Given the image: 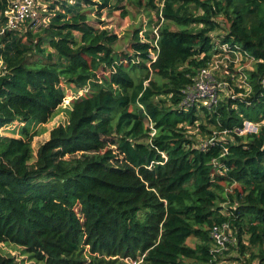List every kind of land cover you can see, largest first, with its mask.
I'll return each instance as SVG.
<instances>
[{
  "label": "trees",
  "instance_id": "1",
  "mask_svg": "<svg viewBox=\"0 0 264 264\" xmlns=\"http://www.w3.org/2000/svg\"><path fill=\"white\" fill-rule=\"evenodd\" d=\"M124 1L38 0L36 22L0 35V130L24 124L0 135V244L46 264H85L86 247V264H215L211 231L228 224L248 264H264V0H147L180 28H160L153 63L140 30L119 54L118 35L91 18ZM7 8L0 0V31ZM223 45L254 70L235 97L184 107ZM63 84L88 91L35 156L31 130L54 117ZM245 122L260 129L241 135Z\"/></svg>",
  "mask_w": 264,
  "mask_h": 264
},
{
  "label": "rangeland",
  "instance_id": "2",
  "mask_svg": "<svg viewBox=\"0 0 264 264\" xmlns=\"http://www.w3.org/2000/svg\"><path fill=\"white\" fill-rule=\"evenodd\" d=\"M42 0L40 2L41 5H44L47 7L48 2L49 4L54 2L55 0ZM138 3L137 0H125L120 7H123V9L115 10L113 12L109 11H102L100 13V16H98V13L91 12V18L96 19V21H100L101 23H104L106 28L110 29L114 33H116L119 37V40L114 45V50L118 52L119 54L130 52V46L132 44L134 33L137 30H140V39L142 41L148 42L152 45H155V40L159 37V30L162 26L169 25V28L172 31H179L180 28H178L176 25L171 24L164 20L162 15H158L156 11H150L146 8V2L147 0H139ZM161 7V5H159ZM149 33L151 39L156 36L155 40H147L145 37V34ZM221 32H216L215 35L220 34ZM159 49L156 48V50L150 51L151 62L153 63L152 59L158 58ZM231 59L232 57L229 56ZM214 61H217L219 64V68L212 69L211 73L215 77L216 81L219 83H223V86L219 93V99H221L224 96L232 95L235 97L236 95V86H239L240 83L245 82V77L241 76L242 73H245L246 71H252L254 70V66L252 64V60H249L247 58L241 59L240 57L236 58L235 61L231 62V60L224 58L223 56H217L214 58ZM150 63L148 62V66L150 67ZM229 69H232L230 71ZM230 72H236L237 74L240 73L238 77L235 78L233 81L235 85H231L227 80L228 74ZM154 77V76H153ZM149 81L146 82V85H148ZM226 84V86H224ZM64 91L66 94V97L64 99V102L58 110L56 111L54 117L47 123L43 125H38L34 127L31 132L38 133L39 136H36L33 140L32 146L34 150V155L36 156L37 150L40 147L41 144H43L45 141H47L50 137V131H52L54 128L64 125L68 121V111L72 108V102L80 99L81 96L84 94V89L75 90L74 86L72 85H65L63 84ZM224 92V96L220 97V93ZM242 95L239 94V97ZM69 97V98H68ZM218 99V101H220ZM217 101V103H218ZM141 107V105H140ZM142 108V107H141ZM143 109V108H142ZM247 123V122H246ZM245 123V124H246ZM247 125V124H246ZM24 124L15 122L14 124L7 126L0 130V135L7 136V137H19L20 131ZM251 129V132L256 131L260 129V126L258 125H251L249 127ZM211 129V128H210ZM245 129V127H244ZM194 134L199 139V147L201 148L204 143H208L209 140L206 139L207 135L204 133L200 128L196 127H190V135ZM233 240V241H232ZM231 245L233 246V250H230L229 253L224 252L222 255L216 257L215 264H248L251 261V252H247L246 255H242L237 250V243L235 236L231 238ZM190 245H194L193 241L189 242ZM230 249V247H229ZM228 249V250H229ZM90 249L89 247H86L84 250V258L86 259V263L90 262ZM0 255L5 257H14L15 261L18 264H46L43 262H39L36 259L31 258L29 254L24 253V249L19 246H14L11 244H0ZM123 262L127 264H139V262L133 261L131 259H125L122 260ZM188 264H200L193 260H186ZM257 261H254V264H256ZM85 263V264H86Z\"/></svg>",
  "mask_w": 264,
  "mask_h": 264
},
{
  "label": "built area",
  "instance_id": "3",
  "mask_svg": "<svg viewBox=\"0 0 264 264\" xmlns=\"http://www.w3.org/2000/svg\"><path fill=\"white\" fill-rule=\"evenodd\" d=\"M37 1L38 0H8V8L4 11L5 26L1 29L0 35L3 34L6 30L21 29V27L25 23L32 24L36 22V19L38 17ZM153 47L155 48V50L156 48L159 49L157 39L155 40V45H153ZM221 49V53L217 56H223L228 60L230 59L231 62H234L238 57H240L241 59L245 58L243 52H240L238 50L233 51V49L229 45H223L221 46ZM229 56H231L232 59ZM156 60L157 59H152L153 62H155ZM217 68H219L218 62L213 60L209 67L202 69L198 73L193 85L188 87L184 92V107H191L195 104L211 107L212 105L217 103L219 99L218 92L223 86V83L217 82L215 77L211 73L212 69ZM224 86H226V84ZM86 91H88V89L84 90V92ZM245 123V129L240 130L241 135L257 132V130L251 132V129L249 127L252 125V123L247 122V125ZM208 144L209 143H206V145L202 146L201 148L204 149ZM227 151L228 150L225 149V152ZM231 237L232 229L228 224L215 226L212 229L211 238L213 239L214 243L213 252L216 254L215 257L222 255L225 251L228 250V244L231 243Z\"/></svg>",
  "mask_w": 264,
  "mask_h": 264
}]
</instances>
